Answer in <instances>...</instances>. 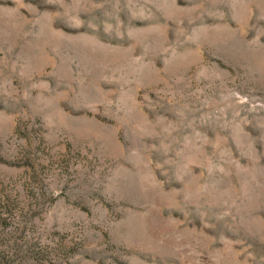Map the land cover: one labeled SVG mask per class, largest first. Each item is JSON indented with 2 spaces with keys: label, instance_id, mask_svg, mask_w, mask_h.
Masks as SVG:
<instances>
[{
  "label": "rangeland",
  "instance_id": "1",
  "mask_svg": "<svg viewBox=\"0 0 264 264\" xmlns=\"http://www.w3.org/2000/svg\"><path fill=\"white\" fill-rule=\"evenodd\" d=\"M0 264H264V0H0Z\"/></svg>",
  "mask_w": 264,
  "mask_h": 264
}]
</instances>
